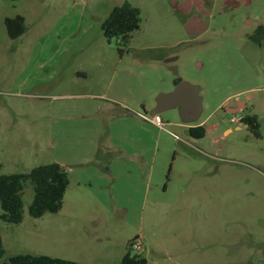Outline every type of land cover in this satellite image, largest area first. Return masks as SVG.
Returning <instances> with one entry per match:
<instances>
[{"label": "rangeland", "instance_id": "obj_1", "mask_svg": "<svg viewBox=\"0 0 264 264\" xmlns=\"http://www.w3.org/2000/svg\"><path fill=\"white\" fill-rule=\"evenodd\" d=\"M122 1L0 0V173L73 166L92 150L102 123L107 137L120 111L112 104L151 116L156 95L172 90L175 77L200 86L203 109L194 123L213 129L189 146V123L176 108L159 113L165 129L142 118L144 125L114 124L113 144L158 149L162 171L153 180L167 182L168 192L154 194L141 176H125L128 165L138 171L136 155L112 162L136 186L133 201L116 189L105 195L97 180L86 194L74 183L76 166L61 209L34 218L28 183L22 221H0L3 259L29 252L118 264L128 248L136 253L130 240H139L147 264H219L236 261L241 245H264V37L254 33L264 24V0H128L141 22L120 53L100 24ZM16 14L27 29L11 39L4 18ZM239 100L257 115L259 137L230 122L226 108Z\"/></svg>", "mask_w": 264, "mask_h": 264}, {"label": "trees", "instance_id": "obj_2", "mask_svg": "<svg viewBox=\"0 0 264 264\" xmlns=\"http://www.w3.org/2000/svg\"><path fill=\"white\" fill-rule=\"evenodd\" d=\"M141 11L128 0L111 8L100 24L101 31L107 39L115 38L117 49L122 53L127 47L132 32L139 27ZM7 35L15 39L23 34L27 27L24 16L16 14L4 18ZM255 36L264 37V24L255 29ZM255 136H260V122L255 114H244L240 120ZM188 134L196 138L205 135L202 126L188 127ZM1 167V164H0ZM171 166L168 169L166 178ZM33 190V197L28 205V214L37 218L46 212H57L61 209L63 197L69 184L68 172L58 162L40 164L25 172L0 173V221L6 223H20L23 219V191L27 184ZM135 241V240H133ZM130 241L128 246L131 247ZM5 249L0 237V264H85L61 257L46 254L18 253L3 259ZM118 264H147V259L140 252L131 253L130 248L122 256Z\"/></svg>", "mask_w": 264, "mask_h": 264}, {"label": "crops", "instance_id": "obj_3", "mask_svg": "<svg viewBox=\"0 0 264 264\" xmlns=\"http://www.w3.org/2000/svg\"><path fill=\"white\" fill-rule=\"evenodd\" d=\"M133 4V3H132ZM134 5V4H133ZM189 9H187L188 11ZM223 102V101H222ZM220 102V104H222ZM115 103V102H114ZM155 105V104H154ZM113 109L116 111L120 110L119 113L115 116L114 120H110L109 125H108V134L107 137L103 140L104 136L106 135V130L104 129V124L100 127H96L93 133V148L92 150L87 153V155H82L80 158H77V162H74L69 165V168H65L66 171L68 172L69 176V184L67 188L71 184V174L70 171L75 172V167L78 166L79 172L76 173L75 181L74 183L77 185V188L79 189L81 186L84 188H87L84 190L87 192L86 194H90L91 192H94L92 185L95 182V180L98 181V185L101 188V192L104 193L105 195L108 196H113V192L115 189L119 191L121 194L125 196V199L127 201H133L136 200L137 196V191H136V186L134 187V184H129L130 182L126 181V178H124L121 174V169L117 166L115 163L119 162L120 158H125L130 155H136L137 156V162L135 160V166L138 171L136 173L133 172V169H131L128 166L125 167L126 177H130L132 174L133 175H138V178L141 176L142 180L141 183L142 185H146L147 187L152 186L154 194H159V195H165L168 192L169 185L167 182H164L163 179H159L157 181L153 180L154 177L157 176V179L160 178L159 175L162 171V165H160V159L157 156V152L152 150L151 146L149 148H144L142 146H138L137 149H134L132 151H129L128 149L124 148L119 142L118 144H113L114 140V132L112 131V126L114 124H117L118 122H126L130 118L133 120L138 121L139 124H146L144 123L145 121H139L142 118L139 113H135L131 111L128 107L125 105H120V104H112ZM247 103L244 101L239 100L236 105H229L226 108V112L231 114L239 113L240 115L242 114H248L245 112V109H247ZM98 107V105H97ZM153 106H151L152 108ZM242 113V114H241ZM144 119V118H142ZM146 120V119H144ZM148 121V120H147ZM150 122V121H148ZM152 123V122H150ZM154 124V123H153ZM188 127L190 126H202L205 129V135H208L210 131L213 129V125H207L205 120L199 121L197 123H189L187 125ZM140 127V125H139ZM239 128V125L236 126ZM231 131V127L225 128L223 130L224 133H228ZM90 131H88L89 133ZM102 132V134H101ZM175 136V135H174ZM190 136V135H189ZM176 137V136H175ZM202 138H196L193 136H190L189 141H186V143L189 146H192V142L195 143V141H201ZM103 140V141H102ZM116 145L117 148L112 149V153H117L118 156L115 160H110L109 155L111 154V148H113ZM120 147V148H119ZM151 148V149H150ZM174 159V155L172 157ZM150 162H148V160ZM159 159V161H157ZM117 160V161H116ZM115 163H112L114 162ZM62 166H68L67 164H61ZM149 165L147 168L146 166ZM122 166V164L120 165ZM170 167V166H169ZM67 190V189H66ZM143 192V190H142ZM140 193L143 196H146V191L144 190L143 193ZM177 198V197H176ZM99 239V238H97ZM131 241V240H130ZM129 242V241H128ZM138 242L142 246V242L138 240ZM236 261L231 262L227 258H223L224 261L219 263V264H264V245H258V244H253L249 247L246 246H240L239 250L236 251ZM75 261V260H74Z\"/></svg>", "mask_w": 264, "mask_h": 264}, {"label": "water", "instance_id": "obj_4", "mask_svg": "<svg viewBox=\"0 0 264 264\" xmlns=\"http://www.w3.org/2000/svg\"><path fill=\"white\" fill-rule=\"evenodd\" d=\"M174 59L175 57L168 58L166 62H172ZM172 108L177 109L182 122H196L203 109L200 86L181 77H175L172 90L159 92L156 95L155 105L150 109L149 114L154 115Z\"/></svg>", "mask_w": 264, "mask_h": 264}, {"label": "built area", "instance_id": "obj_5", "mask_svg": "<svg viewBox=\"0 0 264 264\" xmlns=\"http://www.w3.org/2000/svg\"><path fill=\"white\" fill-rule=\"evenodd\" d=\"M141 117L154 123L155 125H157L158 127L165 129V123L163 122L161 116L159 113L154 114L149 116L146 113H140ZM242 118V115H240L239 113H235V114H231L230 115V122L236 123V122H240ZM177 137V135H175ZM131 247L136 250V252H141V244L138 241H133L131 243Z\"/></svg>", "mask_w": 264, "mask_h": 264}]
</instances>
